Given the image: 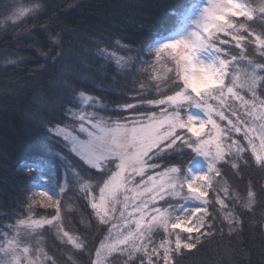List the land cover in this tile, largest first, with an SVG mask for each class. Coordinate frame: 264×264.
<instances>
[{"label": "trees", "instance_id": "1", "mask_svg": "<svg viewBox=\"0 0 264 264\" xmlns=\"http://www.w3.org/2000/svg\"><path fill=\"white\" fill-rule=\"evenodd\" d=\"M35 2L0 0V235L30 215L52 218L55 207L31 204V198L45 188L48 196L61 201L63 230L90 250L105 238L107 226L99 222L84 190L97 191L102 177L95 170L84 171L87 165L47 129L64 118L58 105L71 102L82 90L111 108L107 113L119 119L128 113L117 105L172 94L176 81L183 83L182 52L167 55L158 47L178 35L199 0H46L41 13L29 11L11 18L20 6L30 8ZM249 5L255 14L244 26L264 36V0H249ZM58 33L62 43L54 47L51 37ZM117 40L129 48L117 49ZM247 47L253 62L264 63L252 46ZM103 48L130 56L128 67H118L114 59L99 52ZM158 69L163 76L158 77ZM258 83L264 85V73ZM258 92L264 95V87ZM194 156L184 148L157 160L164 166L183 167ZM224 167L223 178L242 197L245 182ZM244 175L254 182L264 179L258 170H245ZM253 219H264L259 206L254 217L245 216V230L237 237L228 234L218 216L216 235L204 240L198 250L177 253L173 264H264V236L258 223L253 229ZM35 236L45 255L55 257L58 264H90L87 252H77L51 226L40 228ZM124 261L122 255L110 258V264Z\"/></svg>", "mask_w": 264, "mask_h": 264}, {"label": "snow or ice", "instance_id": "2", "mask_svg": "<svg viewBox=\"0 0 264 264\" xmlns=\"http://www.w3.org/2000/svg\"><path fill=\"white\" fill-rule=\"evenodd\" d=\"M225 2L226 6L218 0H209L205 9V32L216 33L214 50L227 57L216 72L212 94L201 92L199 96H192L191 82L182 77L184 82L177 80L172 94H165L164 98L117 105L128 115L113 124L96 118L90 105L97 99L83 90L78 95L75 93L71 102L58 105L64 118L47 129L49 134L68 140L69 126L72 132H76L78 126L83 139L71 136L73 151L83 165H87L84 171L95 170L96 175L102 177L98 196L89 195L88 190L84 192L99 222L108 226L109 237L101 239L99 247L89 250L86 243L75 239L69 231L58 229L68 245L77 252L88 253L90 264H108L110 256L122 254H126L124 264H137V261L139 264H173L177 253L198 250L204 240L216 235L218 216L228 234L237 237L245 230V216L254 217L258 206L264 216V200L261 199L264 179L254 182L244 175L245 170L264 173V95L258 92L264 85L257 83L260 77L255 75L250 84L242 82L239 74L231 71L237 60L249 58V43H256L257 55L264 57V38L258 39L254 30L249 31L244 26L250 13L240 0ZM229 16L239 17L241 23L234 24ZM184 43L165 45L159 52L170 50L177 54L179 45ZM229 43L238 49V53H231L227 47ZM116 46L117 49L129 48L119 40ZM99 52L114 59L118 67H128L131 60L130 56L117 55L116 51L107 48L99 49ZM256 68L264 73V63H257ZM190 100L203 110L204 118L180 111L182 106H192L186 105ZM237 103L244 109L243 113L238 110ZM141 105L153 107L140 110ZM155 108H159V114ZM61 124L64 126L60 127ZM174 147H187L195 156L207 159V173L192 175L188 180L178 178L180 166H164L156 159ZM193 162L192 158L183 162L188 175H191ZM224 166L230 168L238 180L245 182L242 197L225 187L227 200L219 193L210 198L215 181L225 175ZM184 191L200 200L201 205L170 217L169 211L160 206V201L166 197H179ZM31 204L55 207V213L52 219L31 221L30 227L53 224L60 219V200L38 192L31 198ZM257 223L264 236V219L250 221L253 229ZM154 229H162L165 234L159 244L152 238L156 234ZM220 232L222 234L223 229ZM46 259L47 264H58L55 257ZM68 261L72 262L71 255Z\"/></svg>", "mask_w": 264, "mask_h": 264}, {"label": "rangeland", "instance_id": "3", "mask_svg": "<svg viewBox=\"0 0 264 264\" xmlns=\"http://www.w3.org/2000/svg\"><path fill=\"white\" fill-rule=\"evenodd\" d=\"M218 2L226 6L225 0H218ZM197 3V6L193 9L190 16L186 19L185 25L183 29L178 33V35L165 42L164 44L159 45L158 47V49L160 50L165 45L178 44V42L180 41L185 42L183 45H179V51L181 50L182 52V59L179 66L180 72L182 74L181 76L186 77L193 86L191 89L192 96H199L201 92H204L206 95L212 94V87L214 82L216 81V72L219 70L223 60L227 59V57L224 56L223 53L214 50L216 48V33L214 31L210 33L205 32V9L209 6V0H199V2ZM240 3L243 4L245 9H247V11L250 13L248 17L250 19V17L253 16L255 12L253 8L249 5V0H240ZM19 8L20 9H18V13L15 16L17 18L29 12V8L25 6H20ZM263 9L264 5L262 6L261 10ZM220 11H223V9H221ZM229 19L234 24H236V22L238 21H241L239 17L232 18L231 16H229ZM256 35L258 39L264 38V36H260L258 34ZM248 45L252 46V48L255 49L254 52L257 55L258 45L254 42L249 43ZM227 47L231 49V53H238V49L232 48L230 43L227 45ZM164 53L167 55L173 54L170 50L165 51ZM257 56L260 59L264 60V57H261L259 55ZM256 64L257 62H253L251 58L240 59L232 65L231 71L238 73L241 78V81L249 84L251 83L253 75L260 77V79L257 80L258 83L261 80L262 73L259 69L256 68ZM163 72L164 74H166L168 70L164 69ZM157 75L158 77L163 76L159 69L157 71ZM242 94L245 93L242 91ZM194 104L195 102L190 100L186 102V105L192 106H182L180 108V111L182 113L187 112L188 114L197 118H204L203 110L201 108L195 107ZM237 108L241 113L244 112V109L240 107L238 103ZM108 110L112 109L108 108L105 104L98 100L95 102L94 105H90V111L96 113V118L102 120L106 124H113L122 120L113 117L111 114H108ZM154 110L157 111V113L159 114V108H155ZM68 131L70 133L69 139L65 140L62 136L61 138L65 141L67 148L77 155V153L73 151L74 145L72 143L71 136H78L80 139H83V134L78 132V126L76 132H72L71 126H69ZM184 148L187 147H174L173 149L161 153L159 157H163V155L171 152H180ZM159 157H157L156 159H158ZM193 161L194 162L190 165L191 175L186 174L183 167H180V171L177 174L178 178L188 180L191 179L192 175L207 173V159L200 156H194ZM225 187H227L230 192H232L234 195L238 194L230 188L229 184L224 178H217V180L215 181V187L210 191V198L214 197L217 193H219L221 197L227 200V194L223 191ZM42 190L48 195V190H45V188H43ZM98 193L99 188L97 189V191H89V195L98 196ZM200 205L201 201L198 200L192 194L187 193L186 191L182 192L179 197H166L165 200L160 201V206L169 211L170 217L174 214L182 213L184 209L195 208L199 207ZM119 207L120 206L117 205L118 209ZM49 219L52 218H40L33 217L30 215L25 218H21L17 220L15 224L10 225L8 227V231H5L3 234L0 235V264H47V256L45 255L42 246L39 245L38 238H36L35 236V232L40 228H43L44 226H51V228L55 229L58 234H62V232L58 230L63 229L62 225H60L59 220L54 221L53 224L42 223L39 227H30L29 225L33 220L44 221ZM21 221H24V223H20ZM154 232H156V234L152 238L157 244H159L161 240L165 239V234L162 229H154ZM112 235L114 236L115 233H112ZM105 237H109L108 231ZM74 238L76 239V237ZM10 242L13 243L10 244ZM25 249H27L28 251L25 252ZM122 256L124 255L122 254ZM110 258L111 256L109 257L108 264H110Z\"/></svg>", "mask_w": 264, "mask_h": 264}, {"label": "clouds", "instance_id": "4", "mask_svg": "<svg viewBox=\"0 0 264 264\" xmlns=\"http://www.w3.org/2000/svg\"><path fill=\"white\" fill-rule=\"evenodd\" d=\"M45 7H46V0H36V2L33 5H31V7L29 8V11L39 14L45 9ZM11 18L17 19V17H11ZM61 43H62V38L59 35V33L51 37V44L54 47H59Z\"/></svg>", "mask_w": 264, "mask_h": 264}]
</instances>
